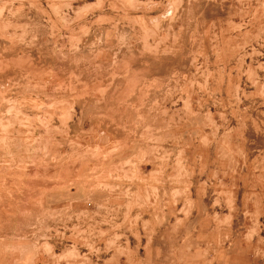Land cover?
Listing matches in <instances>:
<instances>
[{
    "label": "rangeland",
    "instance_id": "374dc122",
    "mask_svg": "<svg viewBox=\"0 0 264 264\" xmlns=\"http://www.w3.org/2000/svg\"><path fill=\"white\" fill-rule=\"evenodd\" d=\"M0 264H264V0H0Z\"/></svg>",
    "mask_w": 264,
    "mask_h": 264
}]
</instances>
